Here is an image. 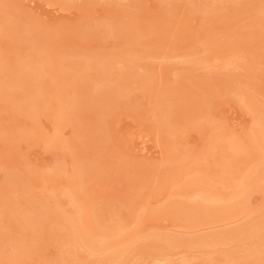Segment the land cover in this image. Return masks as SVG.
<instances>
[{"label": "rangeland", "instance_id": "1", "mask_svg": "<svg viewBox=\"0 0 264 264\" xmlns=\"http://www.w3.org/2000/svg\"><path fill=\"white\" fill-rule=\"evenodd\" d=\"M18 61L46 94L30 118L10 106L15 72L0 73V264L13 243L19 264H264V170L221 199L257 165L264 0H0V67ZM32 205L24 230L10 211ZM77 211L97 233L69 228ZM113 229L117 250L83 244Z\"/></svg>", "mask_w": 264, "mask_h": 264}, {"label": "bare ground", "instance_id": "2", "mask_svg": "<svg viewBox=\"0 0 264 264\" xmlns=\"http://www.w3.org/2000/svg\"><path fill=\"white\" fill-rule=\"evenodd\" d=\"M198 1V0H197ZM115 18V17H114ZM116 18H117V16H116ZM116 20V19H115ZM121 23V22H120ZM128 24V23H127ZM129 31H130V29H129ZM116 32V31H115ZM12 35V34H11ZM30 50V49H29ZM15 59V58H14ZM43 61V60H42ZM18 62H21V64L19 65V66H16V68H14L15 66H13V68H14V70H13V68L11 69V68H8V67H0V73H1V76H2V74H3V76L4 75H8L7 73H9V75H11L10 74V72H15V75H16V77L13 79V81L12 82H10V87L12 88L13 86H16L17 88H18V86L19 87H21V88H19V89H21L20 91V99L18 98V100H17V102H16V98H15V100H14V103H13V100L12 101H10V106H12V107H14L16 110L18 109V110H21V112L23 113H26V115L28 116V117H30V118H32V117H34L35 115H36V113L38 112V109L41 111L42 109H43V107H41V101L43 100V98H44V96H45V94H46V92H45V88H43V87H41L42 86V84H41V82L40 81H38L39 80V76H41V73L40 72H42V71H39L40 70V68H39V70L37 69V67H35V66H32V64H29V63H27V64H25V63H23L22 61H18ZM29 62V61H28ZM58 62V61H57ZM57 62H54L53 64H52V66L55 64V63H57ZM61 63L59 64V62L57 63V64H59L60 66L64 63H62V61H60ZM14 63V62H13ZM23 63V64H22ZM34 64V63H33ZM57 64H55L54 66H56ZM14 65H15V63H14ZM16 65H18V63H16ZM46 65H49V67H50V65H51V63H48V64H46ZM45 65V66H46ZM58 65V66H59ZM51 66V67H52ZM63 66H64V64H63ZM62 66V67H63ZM96 66V65H95ZM43 67V66H42ZM49 67H47L46 66V68L47 69H49ZM50 67V68H51ZM5 68H7V69H5ZM45 68V69H46ZM96 69H97V71H99V74H103V72H104V70H105V68L104 67H102L101 65H99V66H96L95 67ZM43 69V68H42ZM41 69V70H42ZM46 69V72H49V70H47ZM52 69H53V67H52ZM60 69V68H59ZM9 70H11L10 72H8ZM13 70V71H12ZM56 70H57V68H56ZM45 71V70H44ZM58 71V70H57ZM57 71L56 72H54V73H57ZM45 72V73H46ZM52 73V72H51ZM51 73H49V74H51ZM53 73V74H54ZM66 73V72H65ZM85 72H83L82 74H80V75H78V76H72V78L70 77L69 79H70V82H72V84H73V82H74V84L75 83H77V82H79V83H81L80 81H81V79L83 78V76H86V74H84ZM107 73V72H106ZM43 74V73H42ZM52 74V75H53ZM88 75V74H87ZM135 75L136 74H134L133 72H131V73H127V72H124V71H118L117 72V80H118V82L120 83V84H122L123 85V83H125L126 81H128L130 78H131V76H133L134 78H135ZM56 76V75H55ZM80 76V77H79ZM89 76V75H88ZM115 76V77H116ZM29 77H31V78H29ZM51 77V76H50ZM53 77V76H52ZM27 79V80H29V83L27 84V83H24V85H23V80H25V79ZM1 79V78H0ZM3 79V78H2ZM1 79V80H2ZM73 79V80H72ZM143 78H141V80H142ZM57 81V80H56ZM55 81V82H56ZM6 83V82H5ZM7 83H8V81H7ZM60 83V82H59ZM58 83V84H59ZM27 84V85H26ZM57 84V85H58ZM7 85V84H6ZM13 85V86H12ZM18 85V86H17ZM22 85H23V87H22ZM77 85V84H76ZM8 86V85H7ZM179 86V85H178ZM9 87V88H10ZM54 87H56V86H54ZM90 87V86H89ZM167 89V88H166ZM50 90V89H49ZM100 91H98V95H95V98L94 97H91V96H88V99L90 100V99H92V100H96V101H98V100H102V97H103V95L105 94V90H101V89H99ZM165 90V89H164ZM178 90V89H177ZM47 92H48V90H47ZM174 92V91H173ZM48 94V93H47ZM83 94V93H82ZM85 94H87L86 92H85ZM14 96V95H13ZM17 96H19V95H17ZM87 96V95H86ZM15 97V96H14ZM80 97V96H79ZM12 98V97H11ZM53 98V97H52ZM80 98H83V97H80ZM103 98H106L105 96L103 97ZM173 98V97H172ZM46 99V98H45ZM108 99V98H107ZM84 100V99H83ZM86 101V100H85ZM95 101V102H96ZM106 101V99H103V102H105ZM52 102V101H51ZM87 102V101H86ZM111 101L109 100L108 101V103H110ZM113 102V101H112ZM75 104H76V101L75 100H69V101H67V102H63V106H64V108H66V109H71V108H73L74 106H75ZM183 104V103H182ZM40 106V107H39ZM39 107V108H38ZM58 107V106H57ZM17 110V111H18ZM201 111V110H200ZM260 112H262V111H260ZM67 113V112H66ZM68 113H69V111H68ZM187 113V112H186ZM165 116V115H164ZM262 115H261V113H260V117H261ZM264 116V115H263ZM200 118V117H199ZM262 118V117H261ZM197 119V118H196ZM259 119V118H258ZM165 121H167V122H165L166 124L168 123V120L169 119H164ZM192 120H194V119H192ZM60 121V120H59ZM169 122H171V121H169ZM174 122V121H173ZM205 122V121H204ZM172 124V123H171ZM156 125V124H155ZM163 132V131H162ZM214 136V135H213ZM251 140H252V142H253V145H254V150L257 152V165L255 166V168H253L252 170H250L249 172H242L243 174H241L239 177H238V184H237V189L231 194L230 193V195H228L227 197H226V199L224 198V197H221V199H223V200H229V201H231V200H233V199H235V198H238V197H240V195H239V193H241L240 192V186L241 187H245L246 185H244L247 181H248V179L249 180H251V178L252 177H257L256 175H258L259 174V170L261 169V171L262 170H264V118H263V120L261 119V121H259L258 123H257V125H256V127L254 128V131H253V133H252V137H251ZM236 153V152H235ZM205 170V169H204ZM260 171V172H261ZM258 173V174H257ZM254 178H253V180H254ZM257 178H259V177H257ZM11 179V178H10ZM255 181V180H254ZM253 181V182H254ZM249 182V183H248ZM247 182V184H251L252 183V181H248ZM251 182V183H250ZM67 184V183H66ZM243 189V188H242ZM242 189H241V191H242ZM248 189V188H247ZM74 192V191H73ZM26 193V192H25ZM218 193V192H217ZM243 193V192H242ZM241 193V194H242ZM211 197H209V199L210 200H215V201H220V197H219V195L217 196V195H210ZM207 197V196H206ZM204 198L203 197V200L205 199H208V197L207 198ZM209 200V201H210ZM214 201V202H215ZM2 203V202H1ZM69 204V203H68ZM81 206V205H80ZM200 206H202V208H205V207H203V204L202 205H200ZM19 207V206H18ZM195 207V206H194ZM196 207H197V205H196ZM26 208V207H25ZM74 208V207H73ZM201 208V209H202ZM236 208V207H235ZM12 210V209H11ZM30 210H31V214L32 213H36L37 211H39L40 210V207L39 206H36V205H32V208H30ZM73 210V209H72ZM193 210V209H192ZM8 211V210H7ZM85 211V210H84ZM11 212V214H13V216L14 217H16L17 219H18V221L20 222V225H21V228L22 229H24V230H32V229H34L35 228V226H37V222H36V218H34V214H32L33 216H26L25 214H22L21 213V211L20 210H17V209H13L12 211H10ZM26 212H28V211H26ZM76 212V211H75ZM75 212L73 213V215H75ZM80 212H81V210H80ZM80 212L79 211H77V214L75 215V218H73L74 216H72V218L73 219H75V222H71V220H73V219H71V216L70 217H68V218H70V221L67 219V217H66V222L68 221V225H69V228L71 229V227L73 228V231H75V230H78L77 228H79V226L81 225V228H82V225L84 224L82 221H81V216H84V215H82L81 214V216H79L80 215ZM202 212H203V210H202ZM29 213V214H30ZM204 213V212H203ZM79 214V215H78ZM34 218V219H33ZM90 218V217H89ZM37 219H39V218H37ZM94 219V218H93ZM82 220L84 221V220H86V217L84 218H82ZM90 220V219H89ZM263 220V219H262ZM14 221V220H13ZM61 221H63V220H61ZM96 221H97V219L95 220L94 219V222H95V224H96ZM58 222V221H57ZM60 222V221H59ZM81 222H82V224H81ZM86 224H84L83 226H85L86 227V225H87V223H88V220L87 221H84ZM6 223H7V221H6ZM3 224H4V222H3ZM63 224V225H62ZM62 224H59V223H57V225H59V226H64V221L62 222ZM95 224L94 225H92V224H90V225H92V227L91 226H89V227H91L92 228V233H97V232H93V230H95V228L97 227V226H95ZM8 225V224H7ZM95 226V227H94ZM15 227V226H14ZM20 227V226H19ZM66 227V226H65ZM89 227H86L85 229H84V227H83V229L84 230H88V228ZM94 227V228H93ZM17 228V227H16ZM81 228H80V230H81ZM109 228V227H108ZM63 229H65V228H63ZM97 229V228H96ZM91 229H89V231H90ZM114 230V231H113ZM112 230V232H111V230H110V233L108 234V233H99L98 232V234H95V235H92V236H94L93 238L94 239H87V243H83V244H85L86 246V248H88L90 251H93V252H97V253H101V254H103V253H106V252H112V251H114L115 250V248L116 247H118V246H120V244H122V242H123V240H121L120 239V233L118 232V231H116V229H113ZM118 230H120V229H118ZM14 231V230H13ZM36 231V230H35ZM52 231V235L54 234V236H55V233H56V235H57V230L56 231H53V230H51ZM60 231V230H59ZM66 231V230H65ZM70 231H72V230H70ZM79 231V230H78ZM81 231H83V230H81ZM96 231V230H95ZM105 231V230H104ZM108 231V230H107ZM106 231V232H107ZM68 232V231H67ZM88 232V231H87ZM102 232H103V230H102ZM120 232H121V230H120ZM80 233V232H79ZM83 233H84V231H83ZM82 233V234H83ZM91 233V234H92ZM136 233V232H135ZM67 234V233H66ZM77 234V233H76ZM85 234H87V233H85ZM51 235V236H52ZM79 235H81V233L79 234ZM231 235V234H230ZM91 236V235H90ZM131 236V235H130ZM8 237V236H7ZM84 237H86V236H83V238ZM160 237V236H159ZM19 238V237H18ZM29 238V237H28ZM81 238V237H80ZM87 238H89L88 236H87ZM128 238H130V237H128ZM165 238V237H164ZM164 238H163V240H164ZM131 239V238H130ZM160 239V238H159ZM166 239V238H165ZM178 239H180V238H178ZM194 240H191V241H185V238L184 239H180V240H177V243L178 244H180V243H192V244H201L202 245V243H204V241H203V239H201L200 237H198V239H196V238H193ZM0 240H2V239H0ZM81 240H83V239H81ZM109 240H111V241H109ZM168 240H169V237H168ZM171 240V239H170ZM175 240V241H176ZM205 240V239H204ZM9 241V240H8ZM18 241V240H17ZM79 241V240H78ZM86 241V238H85V240H84V242ZM126 241V240H125ZM173 241V240H172ZM180 243H179V242ZM206 241V240H205ZM15 242V241H14ZM74 242H76V241H74ZM73 242V243H74ZM126 242H128V239H127V241ZM126 242H124L123 244H126ZM12 243V242H11ZM80 243V242H79ZM66 244H67V242H66ZM207 244V243H206ZM258 244H260V243H258ZM13 245H15V247L13 246ZM13 245H12V247L13 248H17V249H19V252L18 253H16L17 255H15V257H12L14 254H12V256L11 257H9V256H7V257H9V258H7L6 257V259L4 260V261H2V262H4L3 264H19V262H20V260H19V258H18V254H20L21 256H22V248L18 245V244H15V243H13ZM64 246V245H63ZM84 246V245H83ZM122 246V245H121ZM125 246V245H124ZM124 246L122 247V249H125L124 248ZM11 247V248H12ZM261 248V247H260ZM1 249V248H0ZM118 248H116V250H117ZM121 250V249H120ZM62 251V250H61ZM122 251V250H121ZM261 252V251H260ZM61 253V252H60ZM116 253V252H115ZM107 254V253H106ZM212 254V253H211ZM252 255L254 254V253H251ZM250 254V255H251ZM104 255V254H103ZM3 256V255H2ZM17 256V257H16ZM20 257V256H19ZM251 257V256H250ZM256 256H254V258H255ZM254 258H250V259H254ZM59 260V259H58ZM106 260V259H105ZM232 260V259H231ZM240 261V260H239ZM52 263H55V262H52ZM250 263V262H249ZM51 264V263H50ZM56 264H58L57 262H56ZM104 264H112V261L111 260H106L105 262H104Z\"/></svg>", "mask_w": 264, "mask_h": 264}]
</instances>
